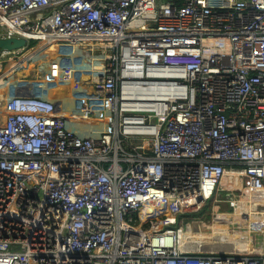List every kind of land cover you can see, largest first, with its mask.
<instances>
[{
	"label": "built area",
	"instance_id": "built-area-1",
	"mask_svg": "<svg viewBox=\"0 0 264 264\" xmlns=\"http://www.w3.org/2000/svg\"><path fill=\"white\" fill-rule=\"evenodd\" d=\"M51 36L52 85L87 88L0 92V264H264L238 247L264 236V0H0V38ZM214 227L233 249L195 248Z\"/></svg>",
	"mask_w": 264,
	"mask_h": 264
},
{
	"label": "bare ground",
	"instance_id": "bare-ground-1",
	"mask_svg": "<svg viewBox=\"0 0 264 264\" xmlns=\"http://www.w3.org/2000/svg\"><path fill=\"white\" fill-rule=\"evenodd\" d=\"M59 38H64L62 37H54L51 36L50 40L42 42L40 44H38L37 46H35L34 48H32L31 50H29L28 53H26L25 55L21 56L20 59L16 60L14 58H11L10 62L12 61L14 64V67H5L2 71V73H0V92L3 93L5 95V97H7L8 95H10L11 92H14L13 88L18 87V88H22L20 87L21 85L24 86L26 89H36V90H40L38 89V87H34V85H31L32 87H30L28 84H22L24 83V76L20 75L19 72L22 71V67L24 68L25 66L29 67H35L37 60L35 59L37 55H39L40 53H44L47 52L50 56L52 57H56V61H60L61 60V52L59 50H57L56 48H49L50 44L56 45L57 44V40ZM82 49V50H81ZM75 53L81 55L83 58H81L82 63L81 64H85L86 66H90V67H94V68H98L101 69L104 61L102 59V56L100 55H93L91 53V51L87 50V54L85 55L83 48L77 46L75 49ZM47 55V54H44ZM51 57V58H52ZM54 60V59H53ZM48 63H45L46 67L44 70L47 71H51L52 70V61L50 60V58H48L46 60ZM60 76H52V78L59 83L60 85H56L53 86L52 85V81L49 80H44L45 82H47L46 86L48 88H50V90H52L51 93L54 92L55 95L52 96V98H57V100L60 102L62 101V99L64 98V101L61 102V104H64L65 102V98H67L70 102H72V97H73V90L76 89V87L82 88V89H86L87 86L83 83L80 84L77 79H73L72 82L70 83H64L61 80V75L62 73L59 72ZM21 77V78H19ZM48 79L51 80V77L47 75ZM87 78L86 74H83V79ZM34 87V88H33ZM25 89V90H26ZM43 91H47V90H43ZM73 92V93H72ZM7 94V96H6ZM49 96V95H47ZM73 112V104H71V109L69 110L68 113H72ZM97 130H102V127H96ZM148 211H146V213L149 214H160V213H165L167 212L166 208L167 206L164 205L162 207V209H157L155 206H151L149 205ZM171 219H173V216H170ZM240 217L243 219V216H239L238 214L236 215L235 219L238 220L240 219ZM244 220V219H243ZM214 231L213 233H197L196 235H198V238L202 241H214V239L216 238L214 236L215 233H217L216 231V227L213 228ZM235 234H230L228 239L226 240L225 237H221L220 239L222 240V243H233L232 241H234V243L237 241V239L234 238ZM218 242V241H216ZM250 243H248V241H241V243L239 244V248L246 250L248 249ZM235 247V248H238Z\"/></svg>",
	"mask_w": 264,
	"mask_h": 264
},
{
	"label": "rangeland",
	"instance_id": "rangeland-1",
	"mask_svg": "<svg viewBox=\"0 0 264 264\" xmlns=\"http://www.w3.org/2000/svg\"><path fill=\"white\" fill-rule=\"evenodd\" d=\"M39 42L40 41H31L29 43L28 47L25 48L23 52L18 53V54L9 55L7 57V61L4 63L5 65H7L6 67H8V68L14 67L13 62L12 61L10 62L11 58H14L16 60L20 59L21 56L25 55L26 53L29 52V50L32 49V48H29V46H31L33 44H37ZM44 54H47V55H44ZM97 55L100 56V55H103V53L102 52H95V56H97ZM51 57L52 56H50L47 52L40 53L35 58L37 60L35 67H29L28 66L29 64L27 66H25L24 68L22 67V71L19 72V74L24 76V83L28 84L30 87H32L31 85H34V87H38V89H43V90L49 89V91H51L50 88H48L46 86L47 82L44 81V80H49V81H51V80L46 78L47 77L46 74H43V70L46 67L45 63H48L46 60L48 58H50L52 63H54L53 59L56 60V57H52V58ZM82 58L84 60V57H82ZM83 60H81V63ZM19 78H21V77H19ZM57 84L60 85L59 83H57ZM6 96H7V94H6ZM5 98H7V97H5ZM228 207H229L228 205H221V208L219 210H217L216 208H214V204L211 203L210 208L207 210V212L204 213L203 215L199 216V217H203L201 219L204 222H206L207 224H214L213 218L215 217V210H217L219 213H222V210L226 211V212H234V210L232 208H228ZM233 221H234V217H231L230 223H232ZM196 233H199V232H196ZM201 233H211L212 234L210 229L203 230ZM252 237H253L252 241L249 239H246L248 241V243H250V249H252L253 251L255 250V252L258 250L264 249V236L253 235ZM196 241H199L200 243L193 242V244L195 245V248H202L204 250H214V249L220 250L222 248H224V250H229V249H233V246H234L233 243H222V242H220V239L218 238V236H217V238L214 239V241H211V240L202 241L199 238H197ZM216 241H219V242H216Z\"/></svg>",
	"mask_w": 264,
	"mask_h": 264
},
{
	"label": "water",
	"instance_id": "water-1",
	"mask_svg": "<svg viewBox=\"0 0 264 264\" xmlns=\"http://www.w3.org/2000/svg\"><path fill=\"white\" fill-rule=\"evenodd\" d=\"M28 42L25 38H0V51L1 50H15L18 48L26 47Z\"/></svg>",
	"mask_w": 264,
	"mask_h": 264
},
{
	"label": "flooded vegetation",
	"instance_id": "flooded-vegetation-1",
	"mask_svg": "<svg viewBox=\"0 0 264 264\" xmlns=\"http://www.w3.org/2000/svg\"><path fill=\"white\" fill-rule=\"evenodd\" d=\"M47 72H48L47 70H43V74H46L47 75Z\"/></svg>",
	"mask_w": 264,
	"mask_h": 264
},
{
	"label": "trees",
	"instance_id": "trees-1",
	"mask_svg": "<svg viewBox=\"0 0 264 264\" xmlns=\"http://www.w3.org/2000/svg\"><path fill=\"white\" fill-rule=\"evenodd\" d=\"M199 214H195V213H193V214H191V216H198Z\"/></svg>",
	"mask_w": 264,
	"mask_h": 264
},
{
	"label": "crops",
	"instance_id": "crops-1",
	"mask_svg": "<svg viewBox=\"0 0 264 264\" xmlns=\"http://www.w3.org/2000/svg\"><path fill=\"white\" fill-rule=\"evenodd\" d=\"M60 101V100H59ZM64 101V98L62 99V101L61 102H63Z\"/></svg>",
	"mask_w": 264,
	"mask_h": 264
}]
</instances>
